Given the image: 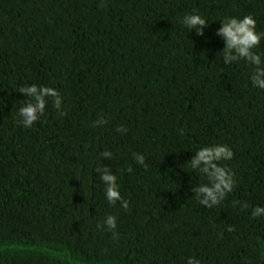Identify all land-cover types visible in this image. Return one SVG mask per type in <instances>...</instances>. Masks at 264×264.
Listing matches in <instances>:
<instances>
[{
    "label": "trees",
    "instance_id": "16d2710c",
    "mask_svg": "<svg viewBox=\"0 0 264 264\" xmlns=\"http://www.w3.org/2000/svg\"><path fill=\"white\" fill-rule=\"evenodd\" d=\"M188 13L209 24L203 37L182 26ZM244 15L264 32V0H0V264H264V216H251L264 90L243 60L224 64L215 35ZM253 50L264 58V39ZM32 84L55 88L61 110L49 99L25 128L17 89ZM209 144L232 150L220 163L235 180L212 208L187 163ZM96 167L126 209L107 203ZM107 215L114 230L97 227Z\"/></svg>",
    "mask_w": 264,
    "mask_h": 264
},
{
    "label": "clouds",
    "instance_id": "9594fccd",
    "mask_svg": "<svg viewBox=\"0 0 264 264\" xmlns=\"http://www.w3.org/2000/svg\"><path fill=\"white\" fill-rule=\"evenodd\" d=\"M182 26L190 31H195L197 36H204V29L209 25L206 20L199 14L188 13L181 19ZM220 22L219 28L215 35L219 36L223 42L221 58L224 64L231 65L233 62L243 60L250 68L249 80L251 86L260 90H264V58L253 49L257 48L262 39L264 32H257L256 20L251 15L242 17H225ZM17 91L28 99L22 104L16 113L18 123L28 128L36 122L45 112L46 104L51 100L52 107L61 110L62 97L55 88L43 85H26L19 87ZM64 113L60 111V115ZM105 123L100 119L94 122L95 125ZM117 131H126V129L118 128ZM113 153L104 150L100 156L112 158ZM233 157L232 150L225 144H209L198 148L195 155L192 156L188 163L192 170L202 174L203 181L198 187L192 189L195 197L202 206L212 208L224 200L227 193L233 190L235 180L232 171L226 166L221 165V161L231 160ZM133 159L138 165L145 164L143 154L136 153ZM95 171L99 172V180L104 185L103 195L109 205L120 202L122 208H127L128 201L123 199L117 184V177L108 168L96 167ZM127 171L131 172L129 167ZM246 207V205H242ZM251 216H264V206H256L251 210ZM98 228L106 227L107 230L116 228V217L107 215L103 224H97ZM186 264H200L195 257H188Z\"/></svg>",
    "mask_w": 264,
    "mask_h": 264
}]
</instances>
